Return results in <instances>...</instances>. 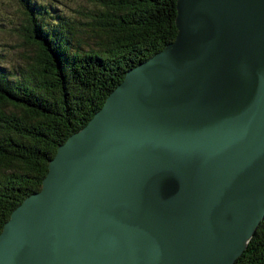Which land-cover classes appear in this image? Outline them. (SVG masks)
Instances as JSON below:
<instances>
[{"label":"water","instance_id":"obj_1","mask_svg":"<svg viewBox=\"0 0 264 264\" xmlns=\"http://www.w3.org/2000/svg\"><path fill=\"white\" fill-rule=\"evenodd\" d=\"M0 232V264H234L264 220V0H176Z\"/></svg>","mask_w":264,"mask_h":264},{"label":"trees","instance_id":"obj_2","mask_svg":"<svg viewBox=\"0 0 264 264\" xmlns=\"http://www.w3.org/2000/svg\"><path fill=\"white\" fill-rule=\"evenodd\" d=\"M19 2L20 36L30 54L19 79L0 72V232L12 211L41 189L58 146L101 107L129 69L177 34L176 0H97L83 30L70 22L48 26L46 11L30 0ZM92 38L97 48L84 50L81 44ZM234 264H264V220Z\"/></svg>","mask_w":264,"mask_h":264},{"label":"rangeland","instance_id":"obj_3","mask_svg":"<svg viewBox=\"0 0 264 264\" xmlns=\"http://www.w3.org/2000/svg\"><path fill=\"white\" fill-rule=\"evenodd\" d=\"M36 10L46 11L43 21L48 26L70 22L75 30L86 29L90 22L89 14L98 6L97 0H30ZM31 5V6H32ZM22 7L19 0H0V72L9 79H19L21 71L26 70L30 50L23 43L20 28L24 24ZM77 38L71 42L72 49L77 47ZM96 38L85 40L81 47L96 49ZM88 46V47H87Z\"/></svg>","mask_w":264,"mask_h":264}]
</instances>
